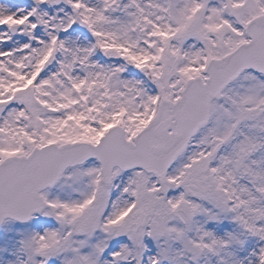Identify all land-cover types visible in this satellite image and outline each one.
Wrapping results in <instances>:
<instances>
[{"label":"snow or ice","instance_id":"6c2138e0","mask_svg":"<svg viewBox=\"0 0 264 264\" xmlns=\"http://www.w3.org/2000/svg\"><path fill=\"white\" fill-rule=\"evenodd\" d=\"M0 264H264V0H0Z\"/></svg>","mask_w":264,"mask_h":264}]
</instances>
